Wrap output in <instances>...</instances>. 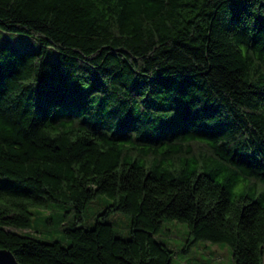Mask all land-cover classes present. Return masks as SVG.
I'll return each mask as SVG.
<instances>
[{
	"label": "trees",
	"instance_id": "obj_1",
	"mask_svg": "<svg viewBox=\"0 0 264 264\" xmlns=\"http://www.w3.org/2000/svg\"><path fill=\"white\" fill-rule=\"evenodd\" d=\"M0 248L19 264H172L164 218L263 264L264 0H0ZM58 52L43 59L46 49ZM111 202L67 244L31 206ZM130 215L127 238L104 217ZM184 250V249H183Z\"/></svg>",
	"mask_w": 264,
	"mask_h": 264
},
{
	"label": "rangeland",
	"instance_id": "obj_2",
	"mask_svg": "<svg viewBox=\"0 0 264 264\" xmlns=\"http://www.w3.org/2000/svg\"><path fill=\"white\" fill-rule=\"evenodd\" d=\"M0 46H7L17 52H37L40 49V44L34 37L2 29H0ZM57 58L58 52L53 48H48L43 53L44 60L52 62ZM110 202V197L98 194L87 202L80 220L75 219V210L72 204L67 202L48 201L44 205L31 206L30 226L18 231L42 241L56 240L67 244L69 239L65 237V228L73 225L92 226L95 215ZM104 218L111 223L117 236L127 238L131 225L129 214L115 211L108 213ZM188 234L189 228L186 222L164 218L160 228L153 235L156 240L163 242L174 251L172 264H233L232 251L226 242L201 239L185 248Z\"/></svg>",
	"mask_w": 264,
	"mask_h": 264
},
{
	"label": "water",
	"instance_id": "obj_3",
	"mask_svg": "<svg viewBox=\"0 0 264 264\" xmlns=\"http://www.w3.org/2000/svg\"><path fill=\"white\" fill-rule=\"evenodd\" d=\"M0 264H19V263L8 249L0 248Z\"/></svg>",
	"mask_w": 264,
	"mask_h": 264
}]
</instances>
